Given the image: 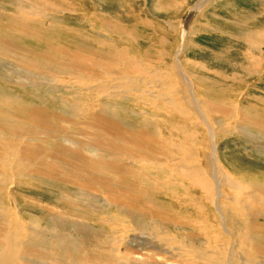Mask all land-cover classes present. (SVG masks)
Returning <instances> with one entry per match:
<instances>
[{
	"label": "bare ground",
	"instance_id": "6f19581e",
	"mask_svg": "<svg viewBox=\"0 0 264 264\" xmlns=\"http://www.w3.org/2000/svg\"><path fill=\"white\" fill-rule=\"evenodd\" d=\"M38 1L37 7L27 1L36 8L34 12L51 9L49 4L42 3L44 0ZM29 13V10L19 16L1 13L6 16L7 25L6 31L2 27L3 32L0 27V68L12 60L21 64L23 68H19L26 77L20 76L28 82L21 86L30 87L35 95L22 92L18 96L0 89V264H264V166L235 156H222L218 147L220 129L214 127L207 112L220 113L223 118L238 123V127L226 128L225 134L239 128L242 137L255 144L264 143V92L257 103L244 106L241 98L239 104L225 101L222 108L202 100L194 76L179 60L170 72L148 76L130 56L124 62L125 68H115L121 61L119 58H126L122 56L124 52L116 55V48L107 53L108 62L96 56L88 59L81 49L59 51L61 55L54 57L48 53L30 56L26 48H18L17 40H42L47 34L38 30L36 14ZM254 25L245 34L250 54L245 56L247 67L242 69L250 79L257 78L255 82L261 89L264 88V29H256ZM59 34L53 35L59 37ZM37 56L40 58L36 59ZM180 74L187 76L188 84L180 81ZM121 76L124 83L134 84L147 76L146 80L162 86L155 93L170 99L166 104L169 110L163 109L166 123L162 125L165 132L170 129L165 141L157 138L155 131L141 129L160 116L155 112V98L146 90H134L129 92L131 96L135 92L133 98L125 97L152 106V111L136 106L140 110L135 115L141 116V128H127L101 111L93 114H88L87 109V113L83 111L96 106L99 100L118 98L123 89L118 95L108 94L106 87L121 80ZM60 81L67 92H73L70 99L77 101L75 108L83 112L82 116H77L76 111L67 116L47 108L52 104L48 98L58 100ZM72 84L76 85L75 89ZM15 85L20 84L15 82ZM231 91H235L234 86ZM23 98L41 105L28 108ZM126 108L122 107L123 112L128 111ZM193 115L194 122L200 124H192L204 130L194 129L192 137L199 145H205L208 154L196 150V167L189 171L187 153L191 146L184 138L190 130L181 124L192 121ZM84 149L98 154L89 155ZM122 161L127 163L118 166ZM135 166L147 169V177L158 173L164 182L159 187L176 192L183 209L197 207L207 220L205 234L215 232L213 223L219 221L227 236H235V242L226 244L222 239L194 234L198 227L184 220L183 216H188L185 213L172 210L161 213L157 196L142 185H129L132 178L140 177L134 172ZM101 169L109 174L101 173ZM219 172L226 176L225 184L230 189L223 195ZM65 192L72 195L66 196ZM219 198L228 201L233 214L220 210ZM63 200L70 206L61 207L66 204ZM38 201L46 202L44 211L51 216L48 220L46 216L44 220L28 219L23 214L22 210L37 209ZM236 218H239L235 223L237 228L233 231L226 223ZM136 231L140 234H133Z\"/></svg>",
	"mask_w": 264,
	"mask_h": 264
},
{
	"label": "rangeland",
	"instance_id": "374dc122",
	"mask_svg": "<svg viewBox=\"0 0 264 264\" xmlns=\"http://www.w3.org/2000/svg\"><path fill=\"white\" fill-rule=\"evenodd\" d=\"M27 1L36 7L39 3L38 0H0V20L2 21V23L0 22V27L2 32V27L6 31L7 14L8 16L13 14H18L16 16H19L28 10L30 13L36 14L34 20L37 23L38 30L47 35L45 37L42 36L44 37L42 40H23L22 42L17 40L18 48H26L30 56L40 53L47 55L48 53L54 57L61 55L59 51H76V49H81L84 50V53H82L83 56L88 59L98 58L99 60L108 62L109 50L116 48L115 54L124 52L122 56L126 55V58H119L121 61L119 59L116 61V63L120 62L116 64L115 68H125L124 62L130 56V59L136 63L137 67L145 69L148 76H152L156 72H170L171 67L175 69L179 60L186 66L191 75L194 76L195 82L202 91V100L212 101L222 108L224 102L227 100L233 104H239L241 98H243L244 106L246 103H257L261 94L264 92V88L258 89L260 85L256 83L257 78L250 79L242 69V67H247L244 58L250 54L249 45L247 44L245 36L247 34L246 32L250 31L252 24H256L254 25L256 29H264V26H262L264 24V0H44L42 3L45 2L51 7L47 12H42L38 9L34 12L36 8ZM64 1L65 4H63ZM69 6L71 9L68 8ZM1 13L3 15L6 14V16H2ZM16 24L17 29H19V25L21 24L20 20ZM183 28L185 31L182 30ZM2 32L1 35H3ZM55 32L56 34L60 33L59 35L61 36L57 37L53 35ZM98 53L101 54L98 55ZM102 54L103 58L101 57ZM35 58L39 59L40 57L37 56ZM122 58L124 59L122 60ZM6 66L0 68V89L3 91H13L18 96H21L19 93L22 92H29L35 95V91L30 87H22L28 84L25 79L21 78L25 74L21 72L19 67L23 68V66L16 63L15 60L10 61ZM24 66L27 69H31L28 65ZM15 68L18 70H15ZM14 72H17V74ZM145 77L147 76H143L144 81H141L139 84H134L130 81H127V84V82L124 83L121 76V80L112 81V84L106 87V93L108 94L118 95L122 92L118 98L112 97L110 100H99L96 106H89L83 109V111L85 110L84 112H86L87 109L88 114L101 111L108 115L111 120H114V122L117 121L121 125L124 124V126L132 127V129L136 126L141 128L139 125L141 123V116H136L135 114H138L140 111L138 108L141 107L146 110L151 109L152 111V106H147V108L141 100H137L135 103L131 99L127 100V98H133L135 92L131 96L129 93L131 91L146 90L155 98V112L160 116L159 118H152L141 129L149 133L155 131L156 137L163 138V141H165L167 137L166 132H170V129H166L165 132L162 125L166 123L164 122L163 115L165 111L163 109L169 110V106L166 104L170 103V99L166 96L156 94L155 92L159 91L162 86L158 84L154 85L152 82L146 80ZM178 78L184 84H188L187 81L189 80L185 74H180ZM64 79H67V77L65 76ZM15 82L20 85H15ZM119 83H122V85L117 86ZM124 84L127 85L124 87ZM72 85L73 89H75L76 85ZM233 86L235 87L234 92L231 91V87ZM60 87L61 92L58 94V100L54 101L52 98H48L52 104L47 108L53 113L68 116L76 111L77 116H82L83 112L75 108L77 101L70 99L73 92H67L64 89L63 81H60ZM120 89L126 90L121 91ZM126 92L129 94L126 95ZM242 92L246 94H242ZM251 95L254 96L251 97ZM120 97H123V100L120 101ZM23 102L28 108L34 107V104H37L28 98H23ZM103 102H105L104 105ZM84 104L87 105L85 102ZM37 105L41 104L38 103ZM122 107H127L126 109L128 111L123 112ZM207 112L212 116V123L215 124L214 127L220 129L219 138H221V141L218 147L222 156L226 158L235 156L245 159L246 162H253V165L264 166V143L259 142V144H255L251 140L242 137L239 134V128L237 131L232 130V132L230 131L231 133L225 134L226 128L233 129L238 123H235L234 120L223 118L220 113ZM194 119L195 117L193 115L192 121L181 124L190 130L187 131L184 138V141L191 146V150L187 153L189 171H193L196 167V150H202L204 155L208 154L205 145H199L198 141L192 137L194 129L200 132L204 130L201 126L196 127L192 124H200L199 122L195 123ZM217 122L218 125H216ZM84 150L89 155L98 154V151ZM166 151H170L167 146ZM126 163L127 161H122L118 163V166H124ZM100 172L109 174L105 169H101ZM134 172L140 177L132 178L129 185L132 187L142 185L145 190L157 196L161 213L165 214L169 210L173 212L178 211L181 214L185 213L188 216H183L184 220L198 227L197 230L193 231L194 234H201L204 238L222 239L226 244L235 242V236H227L219 221L213 223L215 232L205 234V226L207 225L206 218L199 214V210L195 206L183 209L176 192L169 189L162 190V187H159L162 180L159 179L158 173L155 172L152 177H147L145 175L147 169L140 166H135ZM218 177L221 182V194L223 195L229 192L230 189L225 184L226 176L224 173L219 172ZM163 184L164 182L162 181ZM18 194L22 193L18 192ZM65 195L71 196L72 193L65 192ZM231 197L234 198L236 195H232ZM20 198L22 199V197ZM45 198L47 199L48 196H45ZM59 198L62 199L61 194H59ZM23 200L26 201L27 199L23 198ZM221 200L219 198L220 210L225 214H233L234 209L228 205V201L225 200L227 202H224ZM63 201L66 204L60 205L61 207L67 206V204L70 206L68 201ZM29 202L34 201L29 200ZM38 204L39 206L34 211L31 209L28 211L27 209L22 210L23 214L28 219L44 220L43 218L46 216L48 220L51 216L44 211L46 202L43 201L40 203L38 201ZM51 205L50 207H52ZM58 208L61 209L60 207ZM238 219L236 218L234 221L230 220L226 223V226L236 231L237 226L235 223ZM130 221L136 223L135 219ZM133 234H140V232L136 231Z\"/></svg>",
	"mask_w": 264,
	"mask_h": 264
}]
</instances>
